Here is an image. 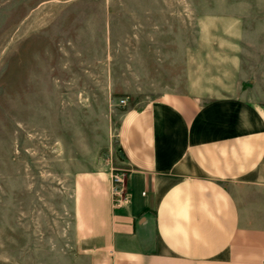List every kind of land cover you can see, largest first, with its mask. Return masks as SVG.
Instances as JSON below:
<instances>
[{
	"label": "rangeland",
	"instance_id": "obj_1",
	"mask_svg": "<svg viewBox=\"0 0 264 264\" xmlns=\"http://www.w3.org/2000/svg\"><path fill=\"white\" fill-rule=\"evenodd\" d=\"M142 38L218 83L235 57L264 64V0H0V264L71 252L73 177L117 159L119 112L174 64Z\"/></svg>",
	"mask_w": 264,
	"mask_h": 264
},
{
	"label": "crops",
	"instance_id": "obj_2",
	"mask_svg": "<svg viewBox=\"0 0 264 264\" xmlns=\"http://www.w3.org/2000/svg\"><path fill=\"white\" fill-rule=\"evenodd\" d=\"M159 53L174 64L119 112L117 159L73 177L71 252L38 241L48 264H264V64L235 57L214 84L191 49ZM111 165L129 170L120 206Z\"/></svg>",
	"mask_w": 264,
	"mask_h": 264
},
{
	"label": "built area",
	"instance_id": "obj_3",
	"mask_svg": "<svg viewBox=\"0 0 264 264\" xmlns=\"http://www.w3.org/2000/svg\"><path fill=\"white\" fill-rule=\"evenodd\" d=\"M119 105L125 107L128 103L126 98H120ZM109 160H112L109 157ZM129 170L128 168L120 165H111L110 169V190L112 194V202L114 205L120 206L121 202L127 199L128 190L126 189V183Z\"/></svg>",
	"mask_w": 264,
	"mask_h": 264
}]
</instances>
